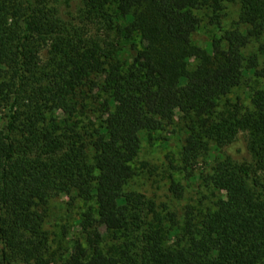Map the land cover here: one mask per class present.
<instances>
[{"label":"trees","instance_id":"1","mask_svg":"<svg viewBox=\"0 0 264 264\" xmlns=\"http://www.w3.org/2000/svg\"><path fill=\"white\" fill-rule=\"evenodd\" d=\"M227 4L237 26L196 46V12L220 23ZM263 33L264 0H0V264H264V89L229 97L264 77L246 53ZM88 111L100 121L79 122ZM177 117L179 173L203 166L215 191L182 214L126 190L141 135ZM169 190L185 195L172 175ZM60 194L83 207L51 250Z\"/></svg>","mask_w":264,"mask_h":264},{"label":"rangeland","instance_id":"2","mask_svg":"<svg viewBox=\"0 0 264 264\" xmlns=\"http://www.w3.org/2000/svg\"><path fill=\"white\" fill-rule=\"evenodd\" d=\"M240 6L237 4H227L224 15L220 23H215L212 19V12L207 9L197 11L201 20L200 27L193 37V43L203 49H210L213 42L222 38L224 32L237 26L240 20ZM140 36L136 42L139 44ZM261 49V51H260ZM247 54L257 53L259 56V70L264 74V33L260 40L253 41L247 48ZM254 89H264V77L248 75L242 86L233 90L229 96L234 102L239 99L242 104L248 105L251 92ZM224 101L220 102L223 106ZM79 122L88 123L94 120L99 122L97 113L91 111L80 113ZM4 122L1 121L0 124ZM185 134L183 124L176 118L175 123L166 130L152 134L151 139L146 134L141 135V150L135 163L136 175L126 186L127 191H134L144 194L163 209L182 214L186 205H192L201 210L209 208L213 204V189L202 183L199 171L201 166L195 171L192 177L183 178L179 173L178 156L183 144ZM240 144L232 147L235 151L240 148ZM217 153H215V156ZM213 162L214 159H208ZM206 161V162H208ZM205 167V165H204ZM211 170V165L209 164ZM171 175L180 180L185 186V195L178 199L170 190ZM83 202L75 195L60 194L53 198L48 206L45 230L49 234V244L51 250H60L67 245V241L75 236L74 221L78 218Z\"/></svg>","mask_w":264,"mask_h":264}]
</instances>
